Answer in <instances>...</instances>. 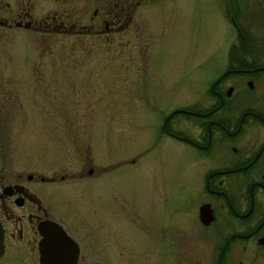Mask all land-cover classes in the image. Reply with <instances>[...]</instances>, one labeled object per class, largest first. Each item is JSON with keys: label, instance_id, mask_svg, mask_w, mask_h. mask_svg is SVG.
Instances as JSON below:
<instances>
[{"label": "rangeland", "instance_id": "rangeland-1", "mask_svg": "<svg viewBox=\"0 0 264 264\" xmlns=\"http://www.w3.org/2000/svg\"><path fill=\"white\" fill-rule=\"evenodd\" d=\"M168 1H145L144 66L139 65L137 39L127 37L134 49L127 54L116 47L126 41V34H116L110 43L92 34V51L84 55L76 51L75 37L64 35L52 46L61 47V55L40 61L32 34L16 31L13 56L0 55V99L8 91L13 103L12 111H0V175L32 173L36 180L38 175H70L30 186L51 201L70 229L78 224L92 228V242L81 238L90 259L78 264H172L168 225L174 207L191 206L195 177L188 157L194 152L179 144L163 149L162 142L148 149L152 140L145 139L148 151L138 157L141 137L157 132L148 124L154 100L163 111L189 101L222 70V49L232 29L218 21L216 0H183L173 17ZM37 62L43 64L42 71L33 70ZM157 78L163 80L158 87L161 100L153 86ZM142 112L149 115L145 126ZM88 168L92 171L87 175ZM79 172L83 177H76ZM145 196L147 201L159 198L145 209L160 219V245L140 234L137 214L147 205L141 200ZM109 208L121 222L106 215Z\"/></svg>", "mask_w": 264, "mask_h": 264}, {"label": "flooded vegetation", "instance_id": "flooded-vegetation-1", "mask_svg": "<svg viewBox=\"0 0 264 264\" xmlns=\"http://www.w3.org/2000/svg\"><path fill=\"white\" fill-rule=\"evenodd\" d=\"M145 1L0 0V55L13 56L16 31L32 34L40 61L46 55H61L62 48L52 46L64 35L74 36L76 51L84 55L92 51V34L109 43L116 34H126L125 38L139 41L136 50L139 65L144 66L148 57L144 50ZM182 1H168L171 17L183 8ZM215 2L218 21L232 29L222 49L223 68L189 101L166 111L153 101V119L148 124L157 132L142 134L139 146L143 150L138 157L143 158L160 142L163 149L179 144L194 152L188 157L195 177L191 206L174 207L168 225L172 264H264V0ZM116 47L121 55L134 51L128 38ZM32 65L33 70L42 71V63ZM145 82L142 79V103L147 98ZM162 82L157 78L153 85L160 100ZM9 93L1 96L2 112L4 107L9 112L13 109ZM140 120L145 126L149 115L142 112ZM145 139L152 140L148 149L143 147ZM91 171L88 168L86 174ZM69 176L67 172L50 178L38 175L36 180L32 173L15 178L0 175V264H40L39 259H72L74 253L75 264L90 259L81 238L92 242V228L78 224L70 229L51 201L30 186L34 181H64ZM141 200L147 205L137 214L140 234L160 245V219L145 209L159 203V198ZM109 212L114 209L109 208L106 215ZM110 217L121 222L117 214ZM82 231L86 234H79Z\"/></svg>", "mask_w": 264, "mask_h": 264}, {"label": "water", "instance_id": "water-1", "mask_svg": "<svg viewBox=\"0 0 264 264\" xmlns=\"http://www.w3.org/2000/svg\"><path fill=\"white\" fill-rule=\"evenodd\" d=\"M176 111H179V110H176ZM176 111H173V112H176ZM1 235L2 234H1V228H0V252H1V247H2ZM74 254H73L72 259H57V261H55V260L52 261V260H49V259H39V261H40V264H75V260L76 259H75V255Z\"/></svg>", "mask_w": 264, "mask_h": 264}]
</instances>
